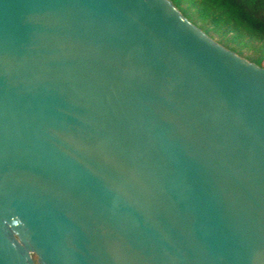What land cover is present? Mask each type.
Here are the masks:
<instances>
[{
  "label": "water",
  "instance_id": "95a60500",
  "mask_svg": "<svg viewBox=\"0 0 264 264\" xmlns=\"http://www.w3.org/2000/svg\"><path fill=\"white\" fill-rule=\"evenodd\" d=\"M264 264V68L168 0H0V264Z\"/></svg>",
  "mask_w": 264,
  "mask_h": 264
},
{
  "label": "trees",
  "instance_id": "16d2710c",
  "mask_svg": "<svg viewBox=\"0 0 264 264\" xmlns=\"http://www.w3.org/2000/svg\"><path fill=\"white\" fill-rule=\"evenodd\" d=\"M226 50L264 68V0H168Z\"/></svg>",
  "mask_w": 264,
  "mask_h": 264
},
{
  "label": "rangeland",
  "instance_id": "374dc122",
  "mask_svg": "<svg viewBox=\"0 0 264 264\" xmlns=\"http://www.w3.org/2000/svg\"><path fill=\"white\" fill-rule=\"evenodd\" d=\"M32 259L34 261V264H37V257L35 255H32Z\"/></svg>",
  "mask_w": 264,
  "mask_h": 264
}]
</instances>
